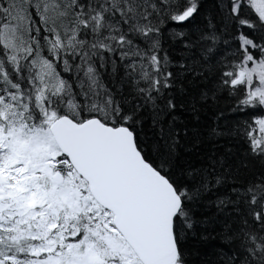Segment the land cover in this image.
Wrapping results in <instances>:
<instances>
[{
    "label": "snow or ice",
    "instance_id": "obj_1",
    "mask_svg": "<svg viewBox=\"0 0 264 264\" xmlns=\"http://www.w3.org/2000/svg\"><path fill=\"white\" fill-rule=\"evenodd\" d=\"M0 264H264V0H0Z\"/></svg>",
    "mask_w": 264,
    "mask_h": 264
}]
</instances>
